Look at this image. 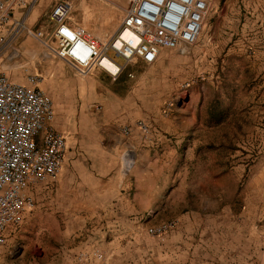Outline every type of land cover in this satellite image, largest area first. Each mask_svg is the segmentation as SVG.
Wrapping results in <instances>:
<instances>
[{"label":"rangeland","instance_id":"obj_1","mask_svg":"<svg viewBox=\"0 0 264 264\" xmlns=\"http://www.w3.org/2000/svg\"><path fill=\"white\" fill-rule=\"evenodd\" d=\"M58 1L71 2L72 23L102 41L116 34L128 7L127 0H36L46 12L37 29L51 31L49 16ZM216 1L199 42L186 53L163 50L152 65L132 61L116 79L102 71L75 76L66 62L27 33L15 43L18 57L1 63L13 82L37 77L39 88L59 109L62 125L74 126L86 145L108 148L99 139L114 136L118 141L119 131L131 130L129 136L123 134L121 175L140 185L141 215L119 222V235L125 237H119V245L140 240L150 246L149 238H164L179 225L176 216L188 211L203 217V228L209 230L205 237L211 241L217 236L212 226L223 230L221 239L228 235L227 216H249L251 245L264 244V0ZM169 103L173 109L165 116ZM140 121L151 125L149 139L138 130ZM158 135L166 138L158 141ZM36 207L29 213H36ZM45 209L44 214L52 212L48 205ZM163 224L173 226L163 236L149 234ZM112 225L82 223L81 231V223L48 218L32 222L27 238L8 247L11 251L15 246L20 254L29 244L28 264H64L92 231L105 232ZM106 240L115 242L109 236ZM217 247L205 246V252L216 257ZM100 250L105 261L115 260V247Z\"/></svg>","mask_w":264,"mask_h":264},{"label":"built area","instance_id":"obj_2","mask_svg":"<svg viewBox=\"0 0 264 264\" xmlns=\"http://www.w3.org/2000/svg\"><path fill=\"white\" fill-rule=\"evenodd\" d=\"M122 23L107 41L92 36L71 21L69 1H58L49 16L54 30L45 32L28 27L26 19L36 0H0V57L23 33L40 41L51 54L66 62L75 76L86 77L102 71L116 79L132 61L156 63L163 50L186 53L202 36L209 13L216 0H127ZM20 13V17L16 16ZM125 32L131 37H124ZM12 49L9 57L17 58ZM109 59L117 73L104 66ZM4 68V67H3ZM28 80L34 87L13 82L0 74V264L8 245L7 232L23 224V217L33 210L32 191L48 185L60 175L66 153L67 135L54 126L53 100L37 85V77ZM95 106L94 109H98ZM173 103L165 106L169 116ZM137 128L145 139L152 127L144 121ZM131 130H124L125 136ZM173 224L149 229L152 236H163ZM100 249L80 252L74 264L105 261Z\"/></svg>","mask_w":264,"mask_h":264},{"label":"crops","instance_id":"obj_3","mask_svg":"<svg viewBox=\"0 0 264 264\" xmlns=\"http://www.w3.org/2000/svg\"><path fill=\"white\" fill-rule=\"evenodd\" d=\"M45 13L44 7H38L35 4L26 19L28 27L39 30L36 26L46 17ZM16 16L20 17V13H16ZM48 23L50 30H54L50 20ZM15 43L0 57V74L4 70L1 63L12 60L9 57L11 53L9 51L16 49ZM5 54L6 57H3ZM106 66L112 72L116 71L113 65L107 63ZM19 82L28 87L35 86L25 77ZM112 98L109 97L108 101L113 100ZM117 98L116 110L119 116L120 98ZM54 106L56 110L54 126L67 135L68 150L63 169L55 181L36 187L32 191L37 211L34 214L26 213L20 227L8 230V245L9 243L14 244L19 239L27 238L28 229L34 221L39 222L51 218L53 222H63L67 225L74 222L81 223V231L83 230L82 223L105 222L113 223L112 227L105 232L92 231L87 237V242L76 247L64 264H74L77 255L82 251L110 247H115V260L92 259L90 264H205V262L208 264L212 259L217 260V264H252L253 259L259 261V264H264V244H259V246L256 244L255 247L251 245L252 220L243 214L227 216L228 226L224 225V229H228V235L223 236V239L221 237L224 232L218 225L212 226V233H216L217 236L215 235L212 241L206 238L205 234L209 233V230L203 228V217L188 211L176 216L179 225L164 238H149L150 246L140 245V240L129 241L127 246L123 243L119 245V237L125 238L124 235H119V222L134 221L141 215L139 210L140 185L126 180L121 175L126 137L119 131L118 141L114 136L109 139L104 137L99 139L102 144L107 142L108 148H104L105 145L97 146L98 148L93 147L94 145L88 146L83 136L82 139L74 134L76 131L74 126L66 128L62 125L60 111L55 103ZM157 138L158 141L164 140L166 136L158 135ZM132 163L130 160L125 165L126 171L131 168ZM154 197L153 205H155ZM47 205L52 208V212L44 214ZM79 234L83 235L82 232ZM106 236L114 238L115 242L110 243L106 240ZM211 244L218 245L215 252L216 257L205 252V246ZM8 245L4 251V262L28 264L26 259L31 251L29 244L20 254L17 253L14 245L11 251ZM232 245L234 247L231 249ZM144 255L147 256L146 261L143 259Z\"/></svg>","mask_w":264,"mask_h":264},{"label":"bare ground","instance_id":"obj_4","mask_svg":"<svg viewBox=\"0 0 264 264\" xmlns=\"http://www.w3.org/2000/svg\"><path fill=\"white\" fill-rule=\"evenodd\" d=\"M126 34H128L129 37H131L130 33L125 32L124 35H126ZM126 38H128V37H126ZM103 63H104V66L106 67V69H108L109 73H112V74H116V73H117V71H118V70H117V66H116L115 64H113L109 59H105V61H104ZM107 63L110 64V65H113V66L116 68V71H115V72H112V71L106 66Z\"/></svg>","mask_w":264,"mask_h":264}]
</instances>
